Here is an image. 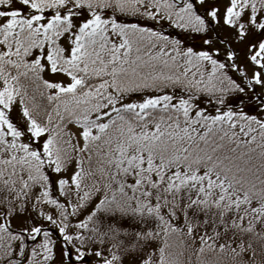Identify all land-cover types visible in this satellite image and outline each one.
Masks as SVG:
<instances>
[{
  "label": "snow or ice",
  "instance_id": "obj_1",
  "mask_svg": "<svg viewBox=\"0 0 264 264\" xmlns=\"http://www.w3.org/2000/svg\"><path fill=\"white\" fill-rule=\"evenodd\" d=\"M0 264H264V0H0Z\"/></svg>",
  "mask_w": 264,
  "mask_h": 264
}]
</instances>
